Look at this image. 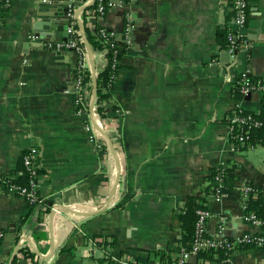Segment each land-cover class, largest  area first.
Returning a JSON list of instances; mask_svg holds the SVG:
<instances>
[{"label":"crops","instance_id":"crops-1","mask_svg":"<svg viewBox=\"0 0 264 264\" xmlns=\"http://www.w3.org/2000/svg\"><path fill=\"white\" fill-rule=\"evenodd\" d=\"M62 1L3 5L0 172L16 178L23 154L35 149L41 199L30 204L0 190V264H109L118 258L159 264L160 248L171 250L168 263L174 264L178 213L189 196L206 197L207 235L215 236L219 225L230 239L259 233L243 220L241 188L250 183L264 193V149L236 141L228 116L238 100L244 110H261L264 94L237 98L233 88L244 70L264 80V0H248L247 47L235 58L218 36L232 25V0H112L103 16L88 8L93 0H74L71 14L87 7L71 27L82 33L99 22L126 46L105 101L116 175L110 146L107 154L90 140L91 118L76 103L78 54L58 46L64 41L45 49L32 36L36 23L58 21ZM103 54L92 52L96 71L104 66ZM222 163L231 179L218 197H209L205 176ZM112 195L109 208L92 214ZM21 235L32 257L19 252ZM111 238L113 245L104 243ZM249 245L230 252L229 264H264V247Z\"/></svg>","mask_w":264,"mask_h":264},{"label":"built area","instance_id":"built-area-1","mask_svg":"<svg viewBox=\"0 0 264 264\" xmlns=\"http://www.w3.org/2000/svg\"><path fill=\"white\" fill-rule=\"evenodd\" d=\"M11 0H0V8L9 3ZM232 10H233V21L232 25L228 27L227 30V41L228 45L226 50L228 51L231 58H235L236 51L241 48H246V37L243 32L245 27V22L248 16V0H232ZM113 4L112 0H98V6L96 9H93L92 14L95 16H100L103 14L105 7H111ZM2 21V9H0V23ZM68 31L71 34L70 40L66 43L58 44V46H65L68 48H73L78 54L77 64H76V73L74 74V83H75V92H76V103L80 106V109L85 111L91 118V122H88V130L90 132L89 138L94 141L97 147L103 152L109 154V145L108 140L105 137L106 132V121L109 120L106 112L105 101L107 98L103 99L101 102L97 101L95 94L94 100L92 101V76L90 73L91 81H84L85 73L90 72V65L86 56V48L83 44V39L80 36L81 33L77 31L74 27H69ZM104 33V31H103ZM103 53V51H100ZM114 53H118V49H113ZM118 58L114 57L111 66L114 68L118 64ZM106 61L104 60V65ZM97 71L95 70V79ZM236 84L239 85L241 97L248 95L249 93H262L264 94V80H258L253 82L248 77V71L244 70L239 73L236 78ZM99 108H101L99 110ZM242 106L239 103V100L233 106L232 114L228 116V123L231 129L234 126L235 128H241L244 125L250 126L251 124H256L252 122L250 117L241 116L240 112L242 111ZM118 111V110H117ZM119 114V112H117ZM118 115L113 118V121L110 119L112 125L110 131H114L118 125ZM109 121V122H110ZM108 131V130H107ZM243 132H247L245 129ZM236 141L244 143V135L240 132L234 134ZM110 139V138H109ZM264 149V143L262 144ZM35 149L27 151L23 154L22 165L23 172L28 175V182L26 185L20 186L13 184L9 181V178L3 175L0 172V190H12L16 195L24 197L26 201L30 204H35L40 200L37 191V178H38V163L33 158L32 152ZM113 172L115 175V167H113ZM215 183L219 186H223L219 180H215ZM249 191L247 185L242 186L241 195L242 199H246ZM220 193H217L213 197H218ZM245 201V200H244ZM209 217V212L206 208H199L196 210V221H195V238L193 241L192 248L190 250L186 248H180L179 252L176 254V259L174 264H187L188 262L193 261L194 255L203 247L209 248H218L221 246L228 247L229 249L234 248L236 245L241 243H250L255 247H264V220H260L252 213H244L243 220L260 229L259 233H249L244 232L238 236L233 237V239L226 236L224 233V228L222 225H219V230L215 236H209L206 234V222ZM3 235V232H0V237ZM27 239L24 236H20L17 241V246L22 248L26 246ZM113 264H139L137 262L128 261L126 259L118 258L113 261Z\"/></svg>","mask_w":264,"mask_h":264},{"label":"trees","instance_id":"trees-1","mask_svg":"<svg viewBox=\"0 0 264 264\" xmlns=\"http://www.w3.org/2000/svg\"><path fill=\"white\" fill-rule=\"evenodd\" d=\"M107 0H103L105 2ZM1 6V2H0ZM98 6V0H93V2L88 6V8L96 9ZM0 9H4V6H2ZM107 6L104 9L103 16L105 11L107 10ZM83 18L85 19V14L83 15ZM75 28L77 29V25H75ZM227 30L228 28H221L218 30V36H219V43L221 48H226L228 45L227 41ZM104 31V33H103ZM81 36V35H80ZM83 36L86 38V41L91 48L92 52L95 53L97 51H103L104 60L106 61V64L103 66V68L99 71H97L96 75V99L98 102H101L103 99L107 98L109 96V89L111 87V84L114 80L115 75L117 74V71L119 69V62L118 64L113 68L111 66V62L114 57L120 58L121 52L123 49H125V44H122L118 42L113 35H110V30H108L105 26H103L101 23L97 22V24L90 29L89 27L85 26L83 31ZM82 37V36H81ZM113 49H118V53H114ZM74 72L76 73V68L74 69ZM248 77L251 81L257 82L259 79L251 76L248 74ZM91 81L90 72L87 71L85 73L84 81L88 82ZM234 96L237 98H243L241 97V92L238 84H235V87L233 88ZM244 99V98H243ZM101 108H99L100 110ZM241 116L250 117L252 122H256V124H251L250 126L244 125L241 128L238 127H232L235 131L234 133H242L244 135L245 141L251 142V143H264V99L262 101L261 110L258 113L249 112L247 110H242L240 112ZM245 129H247V132H243ZM21 170L23 171V165L21 163ZM230 168L228 167L227 163H222L218 165L217 167H214L211 169L210 173L205 176V179L207 180L208 184L207 187H205L207 196H214L217 193L221 192V186L215 183V180H219L221 183L228 185L231 174L229 173ZM39 173V170L37 171ZM9 181L16 185H26L28 182V175L24 172H22L20 175H18L16 178H9ZM249 187V191L247 194V197L245 199L244 203V213H252L260 220H264V193L260 191L258 188H256L254 185L247 183L246 184ZM206 197H196V196H189L185 203L184 208L181 212L178 213V218L180 221V238L178 240V244L176 245V249L174 252L178 253L180 248H186L190 250L193 245V241L195 238V221H196V210L199 208H206ZM40 200H38L39 202ZM36 202V203H38ZM35 203V204H36ZM0 232H3L0 229ZM264 234V232H262ZM231 240V239H229ZM104 243L108 245L114 244V239L111 238L110 241L107 239H104ZM250 243H241L236 245L234 248L229 249L228 247L221 246L218 248H209V247H203L194 255L193 261L188 262L187 264H229V257L230 252L234 251L237 246L238 247H246L250 246ZM171 250L169 248H160L157 251H155L158 254L159 258V264H173L171 261L168 263V259H170L168 253ZM19 252H21L26 257H32L33 252L28 248V246H24L20 248ZM109 264H113V261L110 260Z\"/></svg>","mask_w":264,"mask_h":264},{"label":"water","instance_id":"water-1","mask_svg":"<svg viewBox=\"0 0 264 264\" xmlns=\"http://www.w3.org/2000/svg\"><path fill=\"white\" fill-rule=\"evenodd\" d=\"M72 5L77 6V4H75L74 0H63L61 8H59V10L56 12V15H58V21H55V20H52L51 18H49L48 20L43 21V23H41V22L36 23V28L34 27V31L32 32L33 33L32 36H33L34 42L38 46L42 45L40 43H44L45 46H41V47H44L45 49L49 50L50 47L48 46V44H54V43L56 44V43H59L60 41L68 42L70 40V37H67V36H68V28L70 26L71 19L72 18L76 19L78 13L87 7V6H84V7L77 9V10H74L73 13L71 14V10H72L71 6ZM81 34L83 37L82 38L83 44L85 45V48H86V52H87V56H88V63L90 65V73L92 76V85H93L92 101H93L95 94H96V79H95V67H94L93 58H92V50L89 47V45L86 41V38L83 36V32ZM71 50L74 52L75 57L77 58L76 51L72 48H71ZM253 95L254 94L249 93L248 95L245 96V98L249 99ZM105 137L107 138L108 145L110 146V148L113 152V155L115 157V166L114 167H115V175H116L117 168H118L117 156L111 147L110 139L108 138L106 133H105ZM115 183H116V180L113 183V187H114ZM112 193H113V190H112ZM114 200H115V198L112 195L110 202H108L107 204H105L103 206V208L98 209L97 211L93 212L92 214L100 213V212L106 210L107 208H109L112 205ZM69 211L75 212L79 215H89V214H81V212H77L76 210H73V209H69Z\"/></svg>","mask_w":264,"mask_h":264}]
</instances>
